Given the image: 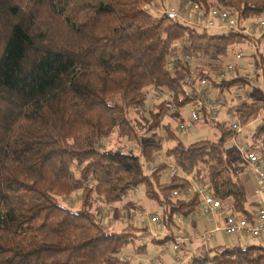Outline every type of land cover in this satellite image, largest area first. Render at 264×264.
<instances>
[{
    "label": "trees",
    "instance_id": "trees-1",
    "mask_svg": "<svg viewBox=\"0 0 264 264\" xmlns=\"http://www.w3.org/2000/svg\"><path fill=\"white\" fill-rule=\"evenodd\" d=\"M166 1L0 0V264H129L122 253L138 244L136 232L103 227L92 212V192L115 203L144 186L150 199L163 204L167 225L174 213L184 217L196 209V195L172 197L190 186L188 180L174 175L160 183L164 167L146 174L144 163L154 160L160 144L138 135L127 116L138 114L149 91L159 90L181 109L193 102L187 89L198 79L219 89L246 85L244 75L215 83L190 61L226 59L233 42L247 36L235 29L199 32L160 10ZM178 2L198 4L204 16L212 9L226 11L238 22L264 16V0ZM254 44L257 76L264 77V33ZM172 52H178L173 61ZM166 101L148 111L149 124L140 130L161 128L172 136L163 125ZM231 111L245 126L264 111V102H242ZM215 127V140L178 142L165 155L179 171L208 185L215 198L243 210L246 191L232 170L233 153L224 150L234 131L226 123ZM114 132L135 143L138 154L100 149ZM140 137L145 141L139 143ZM251 139L264 142V123ZM76 169L82 184L96 185L73 210L63 198L76 191ZM186 264H264V245L224 248Z\"/></svg>",
    "mask_w": 264,
    "mask_h": 264
},
{
    "label": "rangeland",
    "instance_id": "rangeland-1",
    "mask_svg": "<svg viewBox=\"0 0 264 264\" xmlns=\"http://www.w3.org/2000/svg\"><path fill=\"white\" fill-rule=\"evenodd\" d=\"M178 0H167L166 5H162L164 9L160 8V10H165V9H174L175 12L177 13V20H179L181 23H184L188 26H193L197 31L199 32H204L206 31L208 34H222V33H227L230 29L224 28V29H211L205 27V24L200 21H195L194 19L200 18L201 16L197 13V15H189L186 13L185 7L181 6L178 4ZM201 9V8H200ZM159 10V11H160ZM202 10V9H201ZM155 14L157 13L154 11ZM259 19L258 17H250L249 19H245L241 22L237 23V27L235 28V31L241 33L247 37L245 38H238L233 42V45L231 46L229 50V55L227 56L226 59H216L214 56H206V57H198V58H193L190 61V65L192 69L197 70V72H202L206 73L207 75L211 77H215L216 75H222V74H227L226 79H232L234 76L239 75L241 76L242 74H245L244 77L249 79H253V86H244V92H247V97L248 99H251V101L256 100L257 102H264V77L262 75L257 76L256 70L257 67L254 63V60L257 58L255 55V40L264 33V29L260 28L258 26ZM48 25H50L52 28L53 26L55 27V24L53 22H47ZM198 26H194V25ZM57 26V25H56ZM2 33H0L1 36ZM178 41H174L172 46L178 45ZM251 45L253 46V49L251 51H247V46ZM232 50L234 52H239L243 51L248 55V61L247 59L244 61H233L232 58ZM178 52L175 53H170V59L176 60L175 55H177ZM175 54V55H174ZM180 55V54H179ZM169 65L171 66V62L169 61ZM228 66H233L235 68V71H231L226 73V69ZM247 68L248 70H244ZM261 74V71H258ZM243 85H233L228 88H217L214 87L213 85H208L207 88H205L206 93L208 97L214 102V104H217L219 106L218 112L217 113H209L208 115L203 114L204 120H200L197 124V126L194 124L195 127L193 128V135L190 136L191 139H187L188 135L185 132H181L178 127L180 124L179 123V118L185 119L190 115L191 110L193 109V105L189 104L185 107H183L176 116V113L174 111H177L175 107H173L168 101L165 100L164 97L161 98V93L156 91L154 93L153 91H149L148 97L145 100L144 107L141 108L140 111H138V114L136 116L130 117L129 115L127 116L128 120L130 119L131 121L134 119L133 126L135 127V131L138 133V135H142L144 139H147L149 141H157L159 139L158 134L156 132H149V133H144L143 130H140L141 128H144L143 124L146 125L147 120L150 119L148 115V111H153L155 110V106L157 104L162 103V101H166V108H167V114L163 118V125H167L168 123L170 124V132L172 136H169L168 142H163V140H159L160 144V149L159 151L154 155V160L147 163H144V171L146 174H150L151 171L155 168H159L162 165L163 161L166 160V155L165 152L168 148L173 147L175 144L179 142V139L181 140L182 144L188 145L192 144L198 141H205V140H211L213 139L214 135V129L216 123H226L227 126L237 118L229 112V109L232 106H235L238 104L237 99L235 97V90L237 87H240ZM164 91V90H163ZM168 100V99H167ZM248 100V102H251ZM223 103V106H221V103ZM146 104V105H145ZM145 108V109H144ZM135 110V109H134ZM140 112V114H139ZM145 112V114H143ZM143 116V118H142ZM178 118V121H175L174 119ZM238 120V119H237ZM261 120V115L255 120L244 126L243 128L241 127V133H238V135L230 140L226 141L227 143L224 146V150L227 153H233L232 155V160H231V167L232 170L237 174L238 179L240 181H245L247 178L249 181V184H244V187L246 191L248 192V197L245 206H250V201H257L256 199V190L253 193V176L250 173L249 166L245 164L243 161H241L240 157V151L238 147H242L244 143H246L247 136L243 133L244 131H247L248 133H251L254 131L255 127L259 124ZM142 123H138V122ZM132 123V122H131ZM149 122H147V125ZM143 125V126H142ZM118 133V134H117ZM114 132V135L111 134L106 140H103L101 142L102 146L100 149L102 150H110V149H120L122 151L128 152V153H133V154H138V148L136 147V144L133 143L132 141L128 142L125 141L122 136H119V132ZM183 135L185 136L184 138ZM140 137L139 143L145 141ZM152 166V167H150ZM165 167L163 169L162 173V178L160 181L161 183L166 182L169 183L170 181H166L170 179L169 177V170L167 165L162 166ZM166 174V175H164ZM171 176V174H170ZM178 176H180L183 179L189 180L192 178V175H185L181 171L178 170ZM75 180L77 181V186H76V191H73V193L67 195L64 199V203H66L67 206H70V209L77 210L81 208L82 202H81V197L84 194V191L87 190L90 187H93L96 185V183H89L88 187H86L84 184H82L80 181H82L79 178L78 170L76 169L75 173ZM139 189L141 191V195L146 196L145 192V187L144 186H139ZM140 194H136L133 196V200H138L141 197ZM62 199V200H63ZM60 201V200H59ZM130 206V200L127 198V195L123 198V200H120L115 203H105L103 200V196L98 195L95 192L91 193V208L92 212L95 215V218H97L98 222H100L103 227L107 228L108 231H114V232H122L123 230H133L135 233V237L139 238L140 233L139 230L136 229L137 225L140 224V222L143 220L140 216H137L136 214L133 213L132 210L128 208ZM134 214V215H133ZM160 216H163L162 212H159ZM132 222H130V221ZM142 221V222H143ZM141 222V223H142ZM185 222V221H183ZM183 224L178 223V221L174 220L173 223H169L168 228L170 229L171 227L174 229H178L177 231L180 232L179 230L183 228ZM181 227V228H180ZM211 229V228H209ZM163 234V232L161 233ZM182 235L183 233L180 232ZM162 239V238H159ZM164 239V236H163ZM220 241V240H219ZM226 241V246H231L230 237L224 236V242ZM228 242V243H227ZM246 243L248 244H259V243H264L262 240H255L252 238L246 239ZM169 248L171 247L172 241L169 240L165 242ZM131 246H128L130 248ZM199 247V245L197 246ZM219 249V248H218ZM126 250V248H125ZM190 250V249H189ZM201 247L199 248L198 253L201 252ZM217 249H214L208 253V256H211L214 254V252ZM220 250V249H219ZM152 255V253H149ZM126 258V259H125ZM141 261L143 262L147 258L140 257ZM124 261H128L130 259L129 256L127 257H122Z\"/></svg>",
    "mask_w": 264,
    "mask_h": 264
},
{
    "label": "built area",
    "instance_id": "built-area-1",
    "mask_svg": "<svg viewBox=\"0 0 264 264\" xmlns=\"http://www.w3.org/2000/svg\"><path fill=\"white\" fill-rule=\"evenodd\" d=\"M189 10V15H197V13L201 16L200 18L194 19L195 21H200L205 24V27L211 29H235L237 27V18L236 16L231 15L226 11H217L210 10V12L204 16L202 10L200 9L198 4H186L185 6ZM166 13L176 16L177 13L174 9H166ZM197 12V13H196ZM258 26L264 29V16L258 18ZM194 26H198L197 24ZM199 27V26H198ZM241 32V31H240ZM253 46L248 45L247 51H251ZM232 58L233 61H244L248 59V55L243 51L234 52L232 50ZM244 70H248L245 68ZM235 71L233 66H228L226 69V73ZM259 69L256 70L258 74ZM246 74V73H245ZM245 74H242L245 75ZM248 74V73H247ZM260 74V73H259ZM227 74L216 75L215 77H211V80L215 83L225 82ZM230 80V79H228ZM249 81V79H248ZM189 83L194 82V78L190 77L188 80ZM210 81L207 79H198L196 80V84L194 86L189 87L187 90L192 97H194L193 109L190 112L188 120L184 123H181L178 129L181 132L187 133L189 127L198 123L202 119L203 114L208 115L209 113H217L219 106L214 104V102L208 97L205 88H207ZM253 79L246 84L248 86H253ZM237 87L235 90V97L237 99L238 104L242 102L251 101L248 99L247 92H244V86ZM221 106H223V103ZM233 107V106H232ZM232 107L229 109V112L232 110ZM180 109L177 108L175 113L179 114ZM204 117V116H203ZM231 130L234 131V134L241 132V126L239 120L232 121L229 125ZM232 136V138H233ZM239 148L241 161L249 166L250 173L253 176L254 181L258 187V191L256 193L259 196V202L256 204L255 211L250 214L248 217L247 214H241L238 211L233 209L232 201L229 200H220L215 198L209 190L208 185L201 184L197 179L190 178V186L187 189L183 190H174L172 193L173 198L189 197L192 194L196 195L199 199V203L192 214L193 218H197L199 216H209L211 215L214 219H216L217 226L214 228L216 233H224L229 236H246L254 239H263L264 238V142L258 140L256 142H246L243 146ZM152 167V166H150ZM169 172L171 176L178 175V169L175 166L169 167ZM138 188L132 190V194H137ZM179 217V216H178ZM164 217L160 216L158 213H154L153 215L148 216L149 225L153 226L154 229L162 233L165 238H170L172 241L171 247L167 246V244L163 245L165 250L170 249L173 260L175 264H185L187 261L186 255L182 250V241L184 239L181 234L173 233L168 228V225L164 222ZM213 241V236H210L208 232H204L200 237H198V243L200 247H204V249L209 248Z\"/></svg>",
    "mask_w": 264,
    "mask_h": 264
},
{
    "label": "crops",
    "instance_id": "crops-1",
    "mask_svg": "<svg viewBox=\"0 0 264 264\" xmlns=\"http://www.w3.org/2000/svg\"><path fill=\"white\" fill-rule=\"evenodd\" d=\"M181 109H180V111H181ZM230 112L233 115L232 111H230ZM260 115H261V120H260L259 124L255 127V129L261 123H264V111H261L258 114L257 118ZM176 116H178L177 113H176ZM188 117L185 119L179 118L178 124H180L181 122L182 123L186 122L188 120ZM256 119H254L253 121H255ZM174 120L178 121V118H175ZM167 125L170 126L169 123ZM195 125L197 126V124H195ZM192 127H195V126L191 125L189 127L187 133H186L188 135L187 139H191L190 136L193 135V128ZM241 127L243 128L244 126H241ZM255 129L251 133H248L247 131L243 132L245 134V136H247V139H249L246 142H253V139H251V136L255 132ZM156 133L158 134V137H159V139L157 141L163 140V142H165V143L168 142V139H167L168 134L166 133L165 130L159 128ZM213 135H214V137L211 140H215L216 138L219 137V132L216 128L214 129ZM237 135H238V133L235 134L234 136L236 137ZM184 137L185 136L183 135L182 138H184ZM179 143H182L180 139H179ZM159 144H161V143L159 142ZM190 144H188V145H190ZM192 144H194V143H192ZM184 146H187V145H184ZM173 147H171V148H173ZM171 148H168V149H171ZM166 160L167 161L162 162L161 167L167 165L168 170H169L170 166H175V161L172 157L166 156ZM162 173H164V172L162 171ZM162 173H161V178H162ZM236 174H238V173H236ZM164 175H166V174H164ZM169 177L171 178L170 174H169ZM161 178H160V181H162ZM169 180L170 179H168L166 181H169ZM238 181L240 182V184L243 185V187H244V184L245 185L249 184V181L247 178L243 182L240 181V179H238ZM188 182L190 183V181H188ZM163 183H166V182H163ZM253 187H254V189L252 192V196H253V193L255 192V190L258 191V187H257L255 181H253ZM137 188H138L137 195L138 194L141 195V191H140L139 187H137ZM244 189H245V187H244ZM245 191H246V189H245ZM135 195L136 194H132L131 192L127 195V198H129V200H130V206H128V208L130 210H132L134 214L143 218L145 221L142 220L143 222L141 221L142 223L140 222V224H138L136 227L137 229L140 230V236L137 240L138 244L133 245L130 248L126 247V250H124L122 253L123 257H127V256L130 257V259H128V261H127L129 264H175L171 250L170 249L165 250L163 248V245L165 243H157V241L162 242L163 235L161 233L157 232L153 226L149 225V220H148L149 215H153L154 213L159 214V212H162L163 217H165L164 212L166 213V210H165L163 204H158L157 202L150 199L147 195L146 196L141 195L140 199H138L136 201V200H133V196H135ZM247 197H248V192L246 191V201H247ZM182 198L187 199L186 197H183V196H181L178 199H182ZM173 199H175V198H173ZM256 199H257V201H250V206L246 205V206H244L243 210H237V211L241 214H247L246 216L248 217L250 214H252L255 211L256 204L259 202V196L257 193H256ZM223 201H225V200H223ZM229 201H231V200H229ZM193 213H194V211L191 214H189L188 216H184V217H181L180 214L174 213L171 217L172 223L174 220H176V221H178V223L184 225L183 228L180 227L181 229L179 231L181 233H183L181 236L184 237V239L182 241V250L185 253L186 258H187L186 263L193 256H199V255H203L204 253H210V251H212L214 249L222 250L224 248H230V247H247V246H251V245H264V243L263 244L262 243H259V244H253V243L248 244V243H246V239H249L250 237L229 236V235H225L222 232L216 233L214 231V228L217 226V223L215 221L216 219H214L211 215L199 216L197 218H193L192 217ZM183 221H185V222H183ZM130 222H132V221H130ZM209 228H211V229H209ZM177 230L172 228V227L170 228V231L171 232L173 231V233H178ZM180 232L178 234H180ZM204 232H208V234L210 236H213V241H212L211 246H208L209 248L204 249V247H201L202 250L200 253H198L199 248H200V246L197 247L199 245L198 237H200ZM224 236L230 237L229 242L231 243V246H228V247L226 246V241L224 242ZM159 238H162V239H159ZM164 239H165V237H164ZM167 239H168V241L170 240V238H167ZM252 239H254V238H252ZM255 240L264 241V238L263 239H255ZM165 242H167V241H165ZM149 253H152V255H150ZM147 256H148V259H145L142 262L140 257L147 258Z\"/></svg>",
    "mask_w": 264,
    "mask_h": 264
},
{
    "label": "water",
    "instance_id": "water-1",
    "mask_svg": "<svg viewBox=\"0 0 264 264\" xmlns=\"http://www.w3.org/2000/svg\"><path fill=\"white\" fill-rule=\"evenodd\" d=\"M172 16V15H171Z\"/></svg>",
    "mask_w": 264,
    "mask_h": 264
}]
</instances>
